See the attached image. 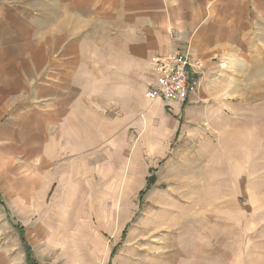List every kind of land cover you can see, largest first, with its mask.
Listing matches in <instances>:
<instances>
[{
	"label": "crops",
	"instance_id": "1",
	"mask_svg": "<svg viewBox=\"0 0 264 264\" xmlns=\"http://www.w3.org/2000/svg\"><path fill=\"white\" fill-rule=\"evenodd\" d=\"M176 45L202 59L205 70L188 101L174 102L171 112L145 91L158 78L154 58ZM246 51L253 67L264 66L255 59L264 51V0H0V184L11 187L8 206L0 197V264H20L27 255L6 242V214L31 222L35 237L52 238L71 222L70 207L92 206L103 179L131 170L127 132L134 126L158 138L144 140L139 152L162 157L181 154L182 132L219 131L220 147L210 138L189 142L208 143L203 169L194 173L203 180L197 192L227 195L230 130L241 139L262 130V120L253 109L259 122L245 126L243 104L231 128L227 96L213 86L215 64ZM168 128L175 143H165ZM183 154L196 160L197 153ZM201 215L191 225L176 222L185 235L176 232V260L199 257L211 221Z\"/></svg>",
	"mask_w": 264,
	"mask_h": 264
},
{
	"label": "rangeland",
	"instance_id": "2",
	"mask_svg": "<svg viewBox=\"0 0 264 264\" xmlns=\"http://www.w3.org/2000/svg\"><path fill=\"white\" fill-rule=\"evenodd\" d=\"M237 53L241 54L238 59L225 58L215 64L213 86L227 96L226 111L232 129L237 126V106L245 104L250 117H245V126L258 124L259 121L252 118L257 112L253 114L252 111L259 108L262 130H247L241 139L233 134L235 129L230 130L227 195L211 197L198 193L203 180L194 177L195 171L203 169L205 162L201 157L208 150L205 147L207 141L212 139L214 145L221 146L219 131L207 132L203 137L182 132L181 154L174 156L171 151L162 157L149 153L145 147L139 152L144 140L158 138L155 130H137L134 126L127 132L134 150L133 164L124 177L118 174L115 181L103 179L102 192L92 206L70 207L68 218L71 222L63 223L60 230H52L49 225L52 238L35 237L30 230L31 222L18 221L9 211L10 215L6 214V242L10 245L19 243L23 252L26 243L22 236L25 237L38 264H264V66L253 67L251 51ZM255 59L257 64H264V51ZM172 133L170 128L164 132L166 144L176 142V139H170ZM196 138L207 141L189 142ZM172 148L176 153V144ZM188 152L197 153L196 160L185 157L183 153ZM153 174L156 182L142 198L141 191L146 189ZM223 180L210 179L213 183ZM96 181H100L99 178ZM9 188L0 184V197L6 206L10 200L4 192ZM206 200L209 203L206 204ZM193 203L196 206H190ZM201 212L209 214L211 221L207 235L199 239L204 245L199 257L182 256L176 260V232L180 231L181 240L185 236L184 228L178 230L176 222L178 226L182 223L191 225L196 220L194 216H202ZM184 244L181 241V248ZM114 248L116 253L111 258ZM18 262L29 263L27 255L25 259L22 253Z\"/></svg>",
	"mask_w": 264,
	"mask_h": 264
},
{
	"label": "built area",
	"instance_id": "3",
	"mask_svg": "<svg viewBox=\"0 0 264 264\" xmlns=\"http://www.w3.org/2000/svg\"><path fill=\"white\" fill-rule=\"evenodd\" d=\"M154 62L158 78L147 87L145 96L148 100H161L173 112L174 102L185 104L195 91L205 64L182 45H176L171 54L156 56Z\"/></svg>",
	"mask_w": 264,
	"mask_h": 264
},
{
	"label": "trees",
	"instance_id": "4",
	"mask_svg": "<svg viewBox=\"0 0 264 264\" xmlns=\"http://www.w3.org/2000/svg\"><path fill=\"white\" fill-rule=\"evenodd\" d=\"M156 182V176L153 174L147 181V185H146V189L141 191L140 196L143 198L144 194L152 187V185H154ZM126 229L123 231V237L126 234ZM22 240L24 241V244L26 243V254H27V258H28V262L29 264H38V262L35 260L33 253H32V249L29 246V244L26 242L25 237L22 236ZM116 253V248H114L113 252L111 253V258L115 255Z\"/></svg>",
	"mask_w": 264,
	"mask_h": 264
}]
</instances>
